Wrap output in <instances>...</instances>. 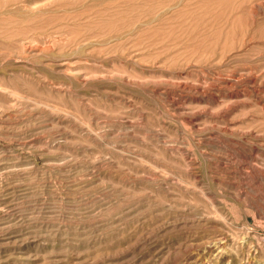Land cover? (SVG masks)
Instances as JSON below:
<instances>
[{
    "label": "rangeland",
    "instance_id": "1",
    "mask_svg": "<svg viewBox=\"0 0 264 264\" xmlns=\"http://www.w3.org/2000/svg\"><path fill=\"white\" fill-rule=\"evenodd\" d=\"M0 264H264V0H0Z\"/></svg>",
    "mask_w": 264,
    "mask_h": 264
}]
</instances>
